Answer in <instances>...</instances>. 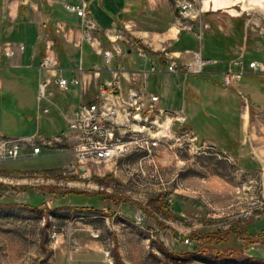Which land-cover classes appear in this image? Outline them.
<instances>
[{
    "label": "rangeland",
    "instance_id": "374dc122",
    "mask_svg": "<svg viewBox=\"0 0 264 264\" xmlns=\"http://www.w3.org/2000/svg\"><path fill=\"white\" fill-rule=\"evenodd\" d=\"M203 1L197 3L196 20H183L202 24L199 41L210 27L230 34L237 44L264 29V0H239L216 12L204 10ZM243 54L236 65L255 70ZM137 56L145 60L138 50ZM194 63L193 55L184 66ZM210 64L189 75H203ZM142 71L144 76L152 72L149 67ZM225 76L234 88L241 75ZM37 80L34 75L26 82L22 110L5 113V137L22 138L38 128L52 139L51 128L64 127L55 113L51 124L48 117L37 122L49 113L41 101L38 107L32 103ZM56 96L58 102L61 96ZM173 106L168 98L162 107L180 112ZM184 124L187 128L186 118ZM179 135L167 136L151 157L132 149L93 162L70 153L68 158L26 150L17 159L0 160V264H48L53 246H85L91 240L102 246L107 264H264V168L244 172L228 156L200 148L194 134L193 143Z\"/></svg>",
    "mask_w": 264,
    "mask_h": 264
},
{
    "label": "crops",
    "instance_id": "0c3cea01",
    "mask_svg": "<svg viewBox=\"0 0 264 264\" xmlns=\"http://www.w3.org/2000/svg\"><path fill=\"white\" fill-rule=\"evenodd\" d=\"M81 3L96 26L92 43L84 40L81 19L63 7ZM183 20L171 0H0V50L7 44L25 47L13 58L0 52V134L5 137L1 130L5 113L16 115L26 104V82L35 75L37 91L32 103L38 107V88L46 83L41 106L49 108L37 122L48 117L51 124L49 117L55 113L64 127L51 128L56 133L52 139L42 136L38 128L35 134L22 137H35L42 143L41 153L71 158L72 133L66 119L77 106L90 102L98 88L110 83L124 97L129 90L157 95L161 107L173 99L174 110L183 112L186 127L200 148L210 147L228 156L244 172L264 168V29L256 38L244 36L237 44L230 34L210 27L199 41L202 24ZM117 34L123 40L111 43ZM139 48L145 51V60L138 58ZM107 51L113 55L109 64L103 55ZM242 52L246 63H257L255 70L241 71L236 65ZM194 53L211 62L203 75L166 71L172 62L184 66ZM46 60L49 64L42 69ZM148 67H154V72L144 76L142 69ZM117 69L122 72L114 78L110 71ZM227 73L241 75L234 88L224 85ZM59 79L77 80L79 85L69 84L62 90L57 86ZM56 94L61 96L58 102ZM97 244L91 240L85 246H53L47 263L107 264Z\"/></svg>",
    "mask_w": 264,
    "mask_h": 264
},
{
    "label": "built area",
    "instance_id": "2783aa9c",
    "mask_svg": "<svg viewBox=\"0 0 264 264\" xmlns=\"http://www.w3.org/2000/svg\"><path fill=\"white\" fill-rule=\"evenodd\" d=\"M199 0H176L179 15L189 20H196V6ZM67 11L75 13L82 21L84 30V40L92 43L94 38L91 35L96 31L94 22L88 17L85 5H65ZM192 16L194 18H192ZM200 35V34H199ZM123 36L117 34L111 43L122 41ZM24 45L12 46L7 44L0 52L7 58H13L16 54L24 52ZM138 54L145 58L146 53L142 48L138 49ZM106 64H109L113 55L110 51L103 52ZM195 63L188 66L179 67L175 63H169L166 71L171 74L187 76L189 74L201 73L204 60L200 53H194ZM242 62L238 61L237 64ZM46 60L42 69L48 65ZM256 62L250 64L255 68ZM154 67L151 71L154 72ZM116 75L121 74V70L113 71ZM70 85H79L77 80L67 81L59 79L58 88L67 90ZM224 85L232 87V80L225 76ZM46 83H42L38 88V101L45 99ZM242 97V96H241ZM185 116L183 112L165 110L160 106V98L154 94H145L143 91L130 90L126 97L115 92L114 86L105 83L98 89L93 100L82 103L67 120L68 130L72 133L69 145V153L79 160H89L93 162H106L115 157H122L132 149L135 153H145L153 156V152L160 146L167 136L180 134L181 138H188L194 142L193 132L185 128ZM178 125L177 130L174 126ZM41 145L35 137L24 138L4 137L0 134V160L17 159L23 151L30 150L33 155L41 153ZM98 238V234H93ZM185 243H188L186 241ZM77 251V249H75ZM109 258V252L104 253Z\"/></svg>",
    "mask_w": 264,
    "mask_h": 264
},
{
    "label": "bare ground",
    "instance_id": "6f19581e",
    "mask_svg": "<svg viewBox=\"0 0 264 264\" xmlns=\"http://www.w3.org/2000/svg\"><path fill=\"white\" fill-rule=\"evenodd\" d=\"M236 1H239V0H205L203 1V9L213 11V12H216L219 10L231 9L233 8Z\"/></svg>",
    "mask_w": 264,
    "mask_h": 264
},
{
    "label": "trees",
    "instance_id": "16d2710c",
    "mask_svg": "<svg viewBox=\"0 0 264 264\" xmlns=\"http://www.w3.org/2000/svg\"><path fill=\"white\" fill-rule=\"evenodd\" d=\"M199 240H201V238ZM190 250L192 251L191 253L195 254L198 251V247L194 245L191 247ZM232 256H234V255H232ZM246 259H247L246 261H251V259H254V258H246Z\"/></svg>",
    "mask_w": 264,
    "mask_h": 264
},
{
    "label": "water",
    "instance_id": "95a60500",
    "mask_svg": "<svg viewBox=\"0 0 264 264\" xmlns=\"http://www.w3.org/2000/svg\"><path fill=\"white\" fill-rule=\"evenodd\" d=\"M83 171V170H82Z\"/></svg>",
    "mask_w": 264,
    "mask_h": 264
}]
</instances>
